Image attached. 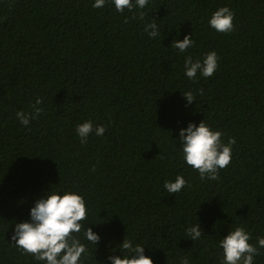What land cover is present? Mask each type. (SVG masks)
Wrapping results in <instances>:
<instances>
[{
	"label": "trees",
	"instance_id": "trees-1",
	"mask_svg": "<svg viewBox=\"0 0 264 264\" xmlns=\"http://www.w3.org/2000/svg\"><path fill=\"white\" fill-rule=\"evenodd\" d=\"M94 2L0 0V264H45L11 236L50 190L86 201L82 223L101 239L96 247L81 234L83 264H111L124 238L154 264H221L219 243L236 226L250 243L264 237V0H149L144 20ZM223 6L235 14L232 33L208 23ZM154 18L155 39L144 31ZM190 34L194 47H171ZM211 51L214 75L189 80L185 57ZM37 98L42 113L22 125L16 113ZM89 120L106 131L81 144L76 126ZM203 120L236 140L215 181L186 164L179 141ZM177 175L188 186L170 195L164 183ZM196 223L204 234L193 242L186 229ZM259 251L254 264H264Z\"/></svg>",
	"mask_w": 264,
	"mask_h": 264
},
{
	"label": "clouds",
	"instance_id": "clouds-1",
	"mask_svg": "<svg viewBox=\"0 0 264 264\" xmlns=\"http://www.w3.org/2000/svg\"><path fill=\"white\" fill-rule=\"evenodd\" d=\"M107 2L108 0H95L92 7L99 9ZM111 3L117 12L124 13L127 10L132 13V19L144 20L147 13L142 10L148 5L149 0H111ZM234 16L229 7L223 6L212 14L208 23L216 32L232 33L236 30L233 24ZM127 19L126 17L125 22ZM144 31L153 39L161 35L155 18L145 26ZM194 45L195 41L190 34L185 35L182 41L174 39L171 47L184 53ZM219 60L220 57L215 51L206 53L202 61L193 60V57L188 55L184 60V74L192 81L197 79L198 73L205 78L212 77L219 67ZM199 92L202 95L203 89ZM182 95L189 104L196 101L192 91L184 92ZM42 103L43 99L37 98L31 105L32 112L18 111L16 118L22 125H29L42 113L43 109L38 107ZM105 131L104 125L94 126L91 120L76 126L81 144H87L91 134L103 136ZM222 135L221 131L212 130L204 120L198 126L190 122L187 128L180 129L179 141L183 159L187 165L198 171L202 181L218 180L220 170L226 169L231 163L232 146L236 140L232 137L224 143ZM95 170L93 167L92 171ZM185 186H188V181L182 175H177L174 182L164 183V188L170 195L179 193ZM86 220V201L80 194L65 191L61 195L50 190L44 198L34 202L30 209V220L15 224L11 241L22 254H30L35 260L45 264H83L82 255L86 256L89 249L82 243L81 234L96 247L101 239L91 227H87L88 224L82 223ZM186 234L194 242L204 233L199 223H196L186 229ZM251 239V233L243 226H236L234 230L229 231L219 243L223 250L221 264H254L255 257L260 254L259 250L264 248V237L257 238L255 244L250 243ZM118 246L122 256L109 255L107 259L111 264H154L153 260L145 255V246L134 245L126 238ZM116 250L113 249V252ZM180 264H189L187 256L181 258Z\"/></svg>",
	"mask_w": 264,
	"mask_h": 264
}]
</instances>
